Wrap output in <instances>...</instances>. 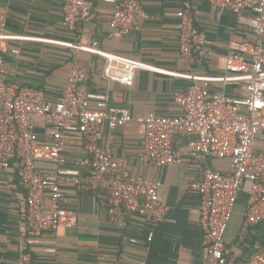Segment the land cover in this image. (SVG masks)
<instances>
[{
    "label": "built area",
    "instance_id": "2783aa9c",
    "mask_svg": "<svg viewBox=\"0 0 264 264\" xmlns=\"http://www.w3.org/2000/svg\"><path fill=\"white\" fill-rule=\"evenodd\" d=\"M246 18L251 39L231 42L225 60L226 75L216 78L177 74L147 65L133 58L104 51L96 39L83 35L81 41H59L7 33L8 18L0 11V171L12 170L17 162L20 187L25 192L23 218L27 234H58L74 225L75 212L66 206V189L104 192L108 215L124 226L128 217L152 218L164 222L169 206L161 199L162 182L148 180L133 172L128 158L114 153L112 137L101 145L103 129L110 132L129 124L144 127L138 162L141 166L164 169L183 162L174 147L180 135L190 138L192 158L228 159L230 171L206 167L191 187L199 194L200 227L205 249L204 264H234L225 242L238 197L247 194L245 217L248 225L264 223V150L256 147L264 134V0H207ZM112 4V28L128 34L149 20L142 0H104ZM192 0H181L176 15L179 52L187 60H201L212 54L214 42L195 25ZM63 27L75 36L77 26L92 19L90 0H66ZM248 15V17H244ZM35 41L55 44L101 58L102 78L132 87L137 71L145 70L193 81L184 92L174 95L181 113L176 116H136L129 108L115 104L110 93L88 88L92 70L78 62L71 67L67 85L55 101L34 89L5 77L3 48L7 41ZM20 54L19 50H11ZM201 82H216L240 88L241 94L211 91ZM48 122L45 133L35 122ZM70 136L79 140L84 156L67 157ZM49 162L54 170L39 168ZM131 238L134 244L151 241ZM20 264H29L22 249ZM247 264H264V253L254 254Z\"/></svg>",
    "mask_w": 264,
    "mask_h": 264
},
{
    "label": "crops",
    "instance_id": "0c3cea01",
    "mask_svg": "<svg viewBox=\"0 0 264 264\" xmlns=\"http://www.w3.org/2000/svg\"><path fill=\"white\" fill-rule=\"evenodd\" d=\"M66 0H0V11L8 18L7 33L59 41H81L83 35L96 39L107 52L124 55L147 65L177 74L216 78L226 75L225 60L231 42L251 39L246 18L230 9L218 8L207 0H192L196 27L214 42L212 54L201 60H187L180 55L177 11L181 0H142L149 20L128 34H119L111 26L112 4L90 0L94 4L92 19L77 26L76 35L63 27L62 7ZM244 17H248L245 15ZM19 50L13 54L11 50ZM5 77L23 86L39 88L41 94L55 101L67 85L74 62L92 70L88 88L93 92L110 93L115 104L129 108L136 116H176L181 113L174 104L177 93L188 89L193 81L137 71L132 87L107 82L102 78L104 62L92 54L63 46L35 41H7L3 48ZM211 91L240 95L236 86L201 82ZM47 121L37 120L36 131L43 136ZM144 127L129 124L114 132L103 129L101 145L112 137L114 153L128 158L134 173L148 180L162 182L161 199L169 206L163 223L152 218L128 217L124 226L108 215L104 192L66 189V206L75 212L74 225L60 229L56 236L27 234L23 210L25 192L20 187L17 162L12 170L0 171V264H20L22 249L30 255L29 264H204L205 249L200 227L199 194L191 185L202 170L230 171L228 159H196L189 154L187 136H179L174 147L183 154V162L164 169L141 166L138 162ZM67 157L84 156L85 139L70 136ZM256 147L264 150V134ZM39 168L54 170L49 162ZM247 194L238 197L225 242L234 264H247L258 252L264 253V223L248 225L245 217ZM149 242L134 244L131 238Z\"/></svg>",
    "mask_w": 264,
    "mask_h": 264
},
{
    "label": "trees",
    "instance_id": "16d2710c",
    "mask_svg": "<svg viewBox=\"0 0 264 264\" xmlns=\"http://www.w3.org/2000/svg\"><path fill=\"white\" fill-rule=\"evenodd\" d=\"M30 88L34 89L38 93H41L42 92V91L39 90V88H36L34 86H30ZM180 136H184V135H180ZM13 161H15V160H13Z\"/></svg>",
    "mask_w": 264,
    "mask_h": 264
}]
</instances>
